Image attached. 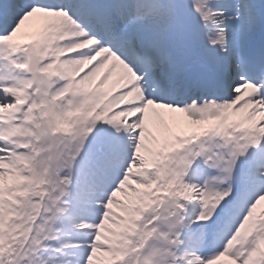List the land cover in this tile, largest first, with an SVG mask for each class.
<instances>
[{
  "label": "snow or ice",
  "instance_id": "6c2138e0",
  "mask_svg": "<svg viewBox=\"0 0 264 264\" xmlns=\"http://www.w3.org/2000/svg\"><path fill=\"white\" fill-rule=\"evenodd\" d=\"M0 264H264V0H0Z\"/></svg>",
  "mask_w": 264,
  "mask_h": 264
},
{
  "label": "bare ground",
  "instance_id": "6f19581e",
  "mask_svg": "<svg viewBox=\"0 0 264 264\" xmlns=\"http://www.w3.org/2000/svg\"><path fill=\"white\" fill-rule=\"evenodd\" d=\"M28 24V22H26V25Z\"/></svg>",
  "mask_w": 264,
  "mask_h": 264
}]
</instances>
